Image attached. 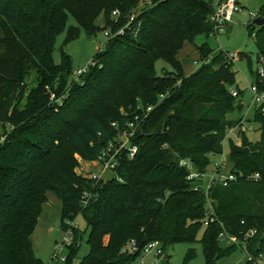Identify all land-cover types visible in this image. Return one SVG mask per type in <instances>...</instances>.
<instances>
[{
	"label": "trees",
	"instance_id": "trees-1",
	"mask_svg": "<svg viewBox=\"0 0 264 264\" xmlns=\"http://www.w3.org/2000/svg\"><path fill=\"white\" fill-rule=\"evenodd\" d=\"M141 2L0 0V137L6 135L0 142V264H45L35 255L31 236L48 192L60 201L63 230L80 215L89 231L88 252L75 263L81 232L73 228L74 242L61 264H133L153 240L161 242L164 255L176 243L199 241L203 264H223L239 247L218 239L223 229L245 240L253 256L264 255L261 106L253 117L257 141L243 132L240 143L227 138L242 120L228 117L242 108L234 62L224 52L213 55L207 43L197 46L199 66L189 75L177 59L185 43L212 36L213 0H150L140 11ZM113 10L120 12L116 22ZM101 14L105 22L99 27ZM131 14L134 22L123 34L107 37L92 58L95 64L69 84V56L61 48V63L53 60L56 37L66 29L65 45L82 29L94 34L114 25L115 32ZM69 16L76 24L66 28ZM258 16L264 18V3ZM136 25L138 30H132ZM246 26L255 36L257 62L263 59L264 66V24ZM239 55L249 65L253 84L264 90L251 56ZM159 60L169 66L161 74L155 70ZM51 93L65 96L61 106L53 103ZM138 106L152 110L144 117ZM131 121L138 125L130 141L137 145L134 157L122 151L115 173L90 179L83 163L97 160ZM225 140L236 180L227 185L214 181L207 194L193 190L202 181L187 180L179 159L188 158L205 172ZM84 190L93 193L85 206ZM250 229L257 233L245 237ZM131 240L138 252L129 250ZM194 256L190 248L182 264H192ZM152 264H171L170 256Z\"/></svg>",
	"mask_w": 264,
	"mask_h": 264
},
{
	"label": "rangeland",
	"instance_id": "rangeland-1",
	"mask_svg": "<svg viewBox=\"0 0 264 264\" xmlns=\"http://www.w3.org/2000/svg\"><path fill=\"white\" fill-rule=\"evenodd\" d=\"M241 6H243V13H236L233 16L232 22L228 23L226 30L221 32L217 37L205 35H198L194 39V44L185 43L184 47L177 54V59L182 63L184 72L189 75L199 66V53L197 46L203 44L204 40L209 42L210 46L214 49L221 48L223 51L230 53L242 52L245 55L251 56V68L255 71L258 67L257 62V50L255 45V36L250 35L247 30L246 24L251 23L254 18L250 16V13L258 14L264 0H239ZM150 5V0H143L138 6V10L142 11ZM117 21V19H112ZM104 18L101 14L96 20V25L102 27L104 24ZM76 21L72 16H69L67 26L75 25ZM127 24V22H126ZM114 25L111 27H106L104 30L112 31ZM117 29V28H116ZM103 29H98L94 34H88L85 30H81L78 38L63 45L66 29L61 32L55 40L53 49V60L56 64L61 63L62 54L61 48L70 58V73L68 76V83L70 84L72 80L77 79L76 72L79 69L87 66L92 60L93 56L102 49L107 41V37L104 34ZM238 60L234 62L233 70L235 74V83L240 91L238 99L242 102L241 110H236L228 115L231 119L242 118L246 125H253V129L247 130L245 133L250 141H257L259 139L258 124L253 121V117L256 108L259 106L254 102L253 93L250 89L251 84H253V74L250 72L249 65L244 60V58L239 55ZM196 61L198 63H196ZM169 69V66L162 60H159L155 64V70L158 74H161V69ZM239 130L234 127L227 132V135H232V138L236 143H240V137L238 136ZM238 136V137H237ZM229 145L228 141L225 140L223 143V151L219 155H214L211 157V165L209 169L213 167V163L219 162L223 159L226 160L225 171L228 170L231 165L228 162ZM85 171L96 172L98 171L97 165L93 162L83 163L82 165ZM61 205L59 199L53 192L47 193V201L42 206V212L39 216L35 230L31 236L32 247L35 255L43 261L45 264H50L53 252L56 251V257L58 264H61L58 257L67 256L68 246L63 242L65 232L61 227L60 212ZM77 228L81 232V237L76 241L78 244L77 257L74 262L77 263L84 255L88 252V229L86 228V223L83 218L78 215L74 220ZM202 231L198 235V239L201 238ZM221 245L224 244L221 242ZM193 248L195 250V256L191 260L192 264H203L205 262V257L202 250V245L199 241L194 243H176L169 246L166 249V254L170 256L171 264H182L185 254L187 251ZM141 257H138L133 264H139L141 262ZM248 260L247 253L242 247H237V249L229 256L224 258L221 262L223 264H246ZM146 264L151 263V258L146 256L144 258Z\"/></svg>",
	"mask_w": 264,
	"mask_h": 264
},
{
	"label": "built area",
	"instance_id": "built-area-1",
	"mask_svg": "<svg viewBox=\"0 0 264 264\" xmlns=\"http://www.w3.org/2000/svg\"><path fill=\"white\" fill-rule=\"evenodd\" d=\"M244 9L239 4L238 0H213V9L209 14V21L213 25V33L212 36H216L221 32L226 30V26L228 23L232 22L233 16L236 13H243ZM120 15L118 10L112 11V17L117 19ZM252 18L258 16V14L250 13ZM135 20V15L131 14L128 18L127 24L118 28L115 32L108 30H104V34L106 37H111L114 35H120L125 32V29L129 27L131 23ZM139 25H136L132 28L134 31L138 30ZM226 59L229 62H236L238 60V53H230L224 51ZM208 62V60H206ZM197 63V61H196ZM94 61L91 60L90 63L82 69H79L76 74L77 77L81 74L85 73L89 67V65H94ZM257 71L261 81L264 80V66H263V59H260L257 67ZM250 89L253 93L254 102L261 106V111L264 114V90H259L256 84H251ZM232 95L237 97V92L234 89L230 90ZM64 95L57 97L54 93L50 94V99L53 101L54 104L61 106L63 103ZM161 97H163L161 95ZM143 112V116L145 117L151 110L152 107H147L144 109L141 106H138ZM139 118L138 114L134 115V120L137 121ZM114 127H117V123H112ZM138 125H135L134 121L128 122L126 127L120 130L117 136L111 140L105 148L102 149L101 153L99 154L97 160L93 161L95 165L98 167V171L90 172L89 178L95 181H99L105 177L107 173H115L116 168L118 166V156L122 153V151H126L129 158H133L135 153L137 152V145L131 144V138L134 135ZM238 130L240 132L245 133L249 129H253V125H246L243 120H241L240 124L238 125ZM231 130V129H230ZM6 135H2L0 137V142L4 141ZM179 166L186 168L188 171L186 179L187 180H201V183L196 184L193 187V190H203L205 194H207L208 189L210 188L211 184L214 181H220L223 185H227L229 182L236 180L237 176L235 173L230 172V168L225 171V164L226 160L223 159L219 162L213 163V167L210 170L205 172H199L195 169L193 161L188 158H180L179 159ZM252 179L257 180L259 178V174H254L251 176ZM93 193L91 191L84 190L81 195V203L83 206L87 205L88 202L92 199ZM207 223V222H206ZM67 228L64 230L65 235L63 238V242L70 246L74 242V233L73 228L77 227L74 221L67 223ZM257 232L255 229H250L245 237H250L255 235ZM218 239L224 242L226 245H238L242 247L248 257V261H251L253 264H264V255L259 254L258 256H253L247 251L245 240L240 239L235 234H230L226 230H221L218 233ZM128 248L131 252H138L137 244L135 240H131L129 242ZM141 257V262L139 264H146L144 258L149 256L151 258V263H156L160 259L163 258L164 252L162 249V244L159 240H153L149 242L145 247L139 252ZM56 251L53 252L51 257L50 264H58ZM60 263H63L66 259V256L58 257Z\"/></svg>",
	"mask_w": 264,
	"mask_h": 264
},
{
	"label": "crops",
	"instance_id": "crops-1",
	"mask_svg": "<svg viewBox=\"0 0 264 264\" xmlns=\"http://www.w3.org/2000/svg\"><path fill=\"white\" fill-rule=\"evenodd\" d=\"M238 2H239V4L241 5V3H240V1L238 0ZM243 7V6H242ZM219 35V34H218ZM218 35H216V36H214V37H217ZM202 43H207L208 44V46L210 47V49L212 50V54L213 55H218L219 53H221V52H224L221 48H216V49H214V48H212L211 46H210V44H209V42H207V40H204V42H202ZM237 53H239V52H237ZM252 125V124H251ZM237 128V127H236ZM254 128V127H253ZM238 129V128H237ZM240 131H239V133H238V136L240 137ZM246 134V133H245ZM259 134H260V132H259ZM237 136V137H238ZM246 136H247V134H246ZM230 138V137H232V135H230V134H228L227 135V138ZM260 137V136H259ZM235 139V138H234Z\"/></svg>",
	"mask_w": 264,
	"mask_h": 264
},
{
	"label": "water",
	"instance_id": "water-1",
	"mask_svg": "<svg viewBox=\"0 0 264 264\" xmlns=\"http://www.w3.org/2000/svg\"><path fill=\"white\" fill-rule=\"evenodd\" d=\"M253 24L257 25V26H261L264 24V18L262 16H257L253 19ZM135 253V252H134ZM163 259H168V254H165L163 256Z\"/></svg>",
	"mask_w": 264,
	"mask_h": 264
}]
</instances>
